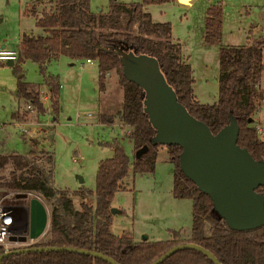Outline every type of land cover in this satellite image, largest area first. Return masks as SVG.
<instances>
[{
    "label": "trees",
    "instance_id": "16d2710c",
    "mask_svg": "<svg viewBox=\"0 0 264 264\" xmlns=\"http://www.w3.org/2000/svg\"><path fill=\"white\" fill-rule=\"evenodd\" d=\"M171 0H140L124 5L111 0L106 12L89 10V0H34L40 10H28L35 25L43 34L20 35L19 57L13 65L18 75L15 95L24 99L37 113L58 111V77L47 73L46 64L58 56L70 59H89L96 63L98 89L103 88L106 73L114 69L119 74L121 87L120 108L113 117L128 128L133 161L117 144H112V155L98 161L93 193L79 187L73 192L56 187L53 182L54 158L51 151L41 147L37 152L0 154V190L31 193L39 196L49 210V226L39 241L29 247H70L101 253L118 264H149L171 246L179 243L197 244L209 251L220 264H264V226L234 231L212 209L209 197L196 189L180 171L177 163L179 148L165 146L173 163L171 194L192 202L189 236L180 238L178 231H169L165 240L134 241L129 232L113 234L110 200L114 192L124 187L123 179L131 165L134 173L152 172L160 145L151 142L154 130L143 112V92L121 73L117 51L146 54L156 59L166 83L177 101L189 115L203 122L214 134L233 118L238 127L236 144L244 148L256 161L264 162V141L259 139L252 115L264 97L258 79L264 69L262 47L264 37L258 38L253 48L221 46L218 48L217 97L212 104H200L192 96V75L188 63L180 55L177 41L171 38L168 22H152L143 7L150 3ZM221 7L209 6L205 13L203 41L219 45ZM31 60L37 64L47 88L49 108L40 100L36 84L24 81L20 63ZM19 112V111H18ZM13 114L26 122L29 110ZM250 119V121H248ZM256 191L264 194V186ZM81 199L77 208L73 197ZM93 197L92 205L84 200ZM208 223V224H207ZM3 253L0 247V255ZM1 264H109L83 253L70 251H28L11 253ZM159 264H213L197 250L178 249Z\"/></svg>",
    "mask_w": 264,
    "mask_h": 264
},
{
    "label": "rangeland",
    "instance_id": "374dc122",
    "mask_svg": "<svg viewBox=\"0 0 264 264\" xmlns=\"http://www.w3.org/2000/svg\"><path fill=\"white\" fill-rule=\"evenodd\" d=\"M33 1L0 0V33L22 28L35 35L43 34V29L35 25L34 17L27 15L28 10H40ZM115 1L129 5L140 0ZM178 1L150 3L143 9L149 13L152 22L170 24L171 38L178 42L180 55L191 69L193 98L200 104H212L217 97L218 48L245 46L251 49L258 38L264 37V0H191L190 5L189 0ZM110 2L89 0V10L106 12ZM215 4L221 7L219 45H209L203 41L205 13L209 6ZM17 36L10 37L6 47L17 48ZM13 65L8 66L5 62L0 65V154H29L42 147L35 140L31 142L13 124L16 120L13 114L27 109L30 111L27 122L30 120L31 126L42 129L44 135H50V138L44 136L46 143L43 147L53 154V182L56 187L68 192L82 187L93 193L98 161L111 157L113 143L126 155L129 164L132 163V144L126 128L118 125L116 117L111 124L98 121L105 122L106 116H114L120 108L122 93L119 74L114 69L109 70L103 79V84L107 82L104 90H99L94 61L89 64L85 59H70L62 55L51 59L46 64L47 73L58 77L60 87L58 111L54 115L50 109L44 114L28 109V102L16 97L18 75L13 71ZM20 67L24 81L36 84L40 92L47 91L43 76L33 61L25 59ZM258 82L264 90V69ZM43 97L44 93H41L44 107L49 108V98L45 101ZM101 110L108 114H101ZM252 120L253 124L264 128V97ZM173 172V163L164 150L157 151L152 172L134 173L130 165L123 179L124 187L116 190L110 200V208L120 210V213L111 214L110 231L115 235L129 232L136 241L144 235L148 237L146 240H165L170 230L178 231L180 238H187L192 202L188 198L172 196ZM6 193L9 192L0 190V196ZM9 199L12 198L8 197L6 201ZM80 200L73 197L75 208ZM84 201L92 205L93 197Z\"/></svg>",
    "mask_w": 264,
    "mask_h": 264
},
{
    "label": "water",
    "instance_id": "95a60500",
    "mask_svg": "<svg viewBox=\"0 0 264 264\" xmlns=\"http://www.w3.org/2000/svg\"><path fill=\"white\" fill-rule=\"evenodd\" d=\"M117 53L122 76L143 92V112L154 130L151 142L179 148L177 163L180 171L197 190L209 197L212 209L228 229L248 231L264 226V194L256 191L259 186H264V162L254 160L236 144L238 127L235 120L230 118L225 126L212 134L203 122L189 115L177 101L155 58L146 54L135 55L130 51ZM7 65L12 66L13 63L8 62ZM15 197L27 201L29 237L39 238L48 221L44 204L37 198L28 199L26 193H19ZM117 212V209L110 208L111 214ZM145 239L146 236H142L141 240ZM182 248L197 250L213 264H220L209 251L193 243L173 245L149 264H159ZM49 250L88 254L109 264H118L95 251L54 246L25 247L3 252L0 264L2 258L11 253Z\"/></svg>",
    "mask_w": 264,
    "mask_h": 264
},
{
    "label": "built area",
    "instance_id": "2783aa9c",
    "mask_svg": "<svg viewBox=\"0 0 264 264\" xmlns=\"http://www.w3.org/2000/svg\"><path fill=\"white\" fill-rule=\"evenodd\" d=\"M18 55V47L8 48L0 45V63L5 62L7 64L8 62H12L14 64L18 60ZM90 61L89 59H85V62ZM43 98L44 100L46 99V97ZM27 108L32 110L30 105H27ZM255 130L258 138L262 140L264 138V128L255 124ZM26 194L28 199L37 198L44 204L39 196L31 193ZM16 195L17 194L13 192H9L0 196V247L3 252L31 246L43 237L49 226V210L44 204L48 214L46 229L39 238H30L27 201L24 203L23 201H25V199L16 198ZM8 197L12 199L6 201ZM22 238H24V240H22Z\"/></svg>",
    "mask_w": 264,
    "mask_h": 264
},
{
    "label": "crops",
    "instance_id": "0c3cea01",
    "mask_svg": "<svg viewBox=\"0 0 264 264\" xmlns=\"http://www.w3.org/2000/svg\"><path fill=\"white\" fill-rule=\"evenodd\" d=\"M178 1V0H177ZM179 2V1H178ZM191 4V0H189V5ZM27 6V5H26ZM26 15V14H25ZM23 33H32V32H28L27 30H22V28H20L18 31L17 30H12V31H10V30H8L6 33H0V45L1 46H7V43H8V41H9V38L10 37H13V36H15L16 34H18V36H17V41H18V44H17V47H18V45H19V40H20V35L21 34H23ZM182 56V55H181ZM92 61H90V62H86V63H91ZM36 64V63H35ZM0 65H3V63H0ZM37 65V64H36ZM107 74L108 73H106V77H107ZM107 82H105L104 84H103V88H102V90H104V88L106 87L105 86V84H106ZM60 88V87H59ZM121 90V89H120ZM42 91H44V90H42ZM41 93H44V97H46V99H45V101L48 99V93H47V91L46 92H41ZM258 109V108H257ZM27 110V109H26ZM101 114H108V113H105V110H101ZM112 115V114H111ZM29 119V118H28ZM30 121V120H29ZM28 121V122H29ZM99 121V123L100 124H103V123H112V122H110V121H108V122H102V121H100V120H98ZM27 121L26 122H22V121H16V120H14V122H13V124H14V126L15 127H17V128H19L22 132H24L25 134H26V136L29 138V139H31V142H33L34 140L36 141V142H38L42 147L44 146V144L46 143V140H44L43 138H44V136L46 135H44V131L42 130V129H38V128H35L34 126H31V123H28ZM117 122H118V125L120 126V127H124V128H126V131H128V128L126 127V126H124V125H121V123L117 120ZM257 123H259V120H257ZM258 125V124H257ZM112 130L110 131V134H111V136L113 137L114 135L112 134ZM46 137L47 138H50V135H46ZM158 150H164V151H166V149H165V147H160ZM49 151H51V150H49ZM117 213H120V210H118V212ZM114 214H116V213H114ZM132 234V233H131ZM168 236H169V233H168ZM132 238H133V235L131 236ZM146 239H148V237H146ZM134 240V239H133ZM151 240H153V239H151ZM134 241H136V240H134Z\"/></svg>",
    "mask_w": 264,
    "mask_h": 264
}]
</instances>
